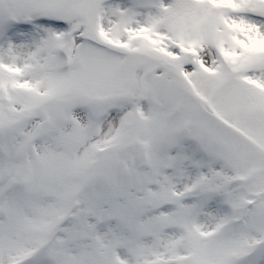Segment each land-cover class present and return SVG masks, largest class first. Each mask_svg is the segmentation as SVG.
Masks as SVG:
<instances>
[{
    "label": "snow or ice",
    "instance_id": "1",
    "mask_svg": "<svg viewBox=\"0 0 264 264\" xmlns=\"http://www.w3.org/2000/svg\"><path fill=\"white\" fill-rule=\"evenodd\" d=\"M0 264H264V0H0Z\"/></svg>",
    "mask_w": 264,
    "mask_h": 264
}]
</instances>
